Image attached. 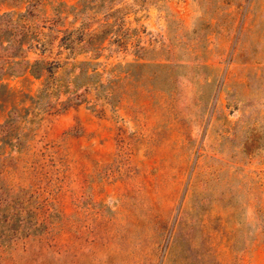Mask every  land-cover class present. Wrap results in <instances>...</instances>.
Returning <instances> with one entry per match:
<instances>
[{
  "label": "rangeland",
  "instance_id": "374dc122",
  "mask_svg": "<svg viewBox=\"0 0 264 264\" xmlns=\"http://www.w3.org/2000/svg\"><path fill=\"white\" fill-rule=\"evenodd\" d=\"M0 264H264V0H0Z\"/></svg>",
  "mask_w": 264,
  "mask_h": 264
},
{
  "label": "trees",
  "instance_id": "16d2710c",
  "mask_svg": "<svg viewBox=\"0 0 264 264\" xmlns=\"http://www.w3.org/2000/svg\"><path fill=\"white\" fill-rule=\"evenodd\" d=\"M86 63H82V65H85ZM12 65L13 66H17L20 68V71H13L12 69L9 71V73L11 74H16V75H20L23 74L25 72H29L30 74H35V70L34 68L37 66L36 63H30L28 60L26 59H21V60H13L12 61ZM20 212L17 213V216L19 215ZM16 216V217H17Z\"/></svg>",
  "mask_w": 264,
  "mask_h": 264
}]
</instances>
